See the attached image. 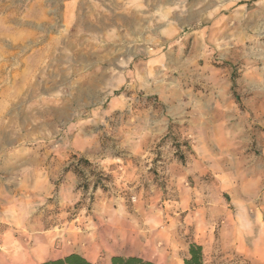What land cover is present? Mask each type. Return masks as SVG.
Instances as JSON below:
<instances>
[{
  "label": "rangeland",
  "instance_id": "rangeland-1",
  "mask_svg": "<svg viewBox=\"0 0 264 264\" xmlns=\"http://www.w3.org/2000/svg\"><path fill=\"white\" fill-rule=\"evenodd\" d=\"M36 1L0 0V32L8 11L14 22H34L24 10ZM43 1L55 11L44 21L38 39L14 58L4 55L0 60V129L15 133V139L34 135L33 121L39 115L51 121L53 102L69 98L72 86L86 88L93 63L88 61L93 59L90 47L83 45L88 36L63 19V0ZM244 1L248 5L237 10V0L224 4L216 27L209 23V28L191 35L187 29L176 31L166 44L176 56L158 75L169 85L167 94L139 95L132 115L135 109L152 107L167 129L163 124L159 129L145 125V115L130 141L121 145L115 138L121 122H140L130 115L121 121L115 116L110 132L99 131L102 147L112 149L119 159L116 175H102L97 162L71 156L67 168L80 178L81 194L68 207V217L82 211L91 214L94 194L103 193L114 210L121 206L134 219L124 222V249L141 251L152 260L120 257L157 264L153 258L160 257L165 264H184L189 254L184 256L176 243L177 235H184L189 251L192 245L202 247L205 264H264V0ZM24 84L60 87L68 94H28L21 101L16 87ZM79 97L85 105L76 120L84 122L90 109L86 94ZM40 98L47 102L38 104ZM48 124L47 135L53 129ZM33 139L19 141L15 149L37 146L40 141ZM56 140L53 135L45 143L51 146ZM60 199L56 192L42 202L37 211L43 219L65 211ZM197 233L211 238L206 259L203 245L195 240ZM23 242L30 246L33 239Z\"/></svg>",
  "mask_w": 264,
  "mask_h": 264
},
{
  "label": "crops",
  "instance_id": "crops-1",
  "mask_svg": "<svg viewBox=\"0 0 264 264\" xmlns=\"http://www.w3.org/2000/svg\"><path fill=\"white\" fill-rule=\"evenodd\" d=\"M232 1L117 0L112 3L110 0H63V19L72 29L88 36L89 42L83 45L90 47L89 53L93 59L88 58V61L93 63L88 69L87 87L72 86L69 98L63 97L53 102L55 112L50 123L45 114L39 115L33 121L37 127L34 135L21 134L15 139V133L0 129L2 264H42L70 254H78L92 264H111L113 256L125 255L144 256L152 260L141 251L124 249L128 235L124 233L123 225L125 220L134 219L121 206L114 210L112 200L103 193L94 194V211L91 214L86 216L82 211L79 215L68 217V207L80 197L81 192L77 190L80 178L67 167L72 162L71 156L77 155L97 162L102 175L118 173L115 163L119 159L112 149L102 147L99 132L102 128L110 132V121L115 116L119 118L118 121L124 116L140 117L138 125H133L129 118L121 122L117 129L120 132L116 131L118 136L115 137L121 145L130 141L145 115V125L159 129V125L163 124L168 128L163 120L160 122L159 113L152 107L135 109L136 114L132 115L136 105L134 101L141 94L146 97L158 94L165 98L169 85H164V80L158 75L169 62L176 59L172 51L166 50V44L176 31L187 29L191 35L209 28V23L214 24L211 27H216L215 18L223 13V5ZM237 1L233 6L235 10L248 5L247 1ZM37 3L38 6L35 5ZM53 11L43 0L24 10L26 18H33L34 22H14L8 11L0 32V60L4 55L14 58L21 49L35 42L40 30L45 29L44 21ZM195 40H198V35ZM140 64L144 65V69ZM59 88L24 84L16 87V92L21 101L28 94L38 93L44 97L49 93L68 94V89L60 91ZM83 93L87 96L86 106L90 111L88 118L79 122L76 113L85 105L84 99L79 97ZM42 102L47 100L40 98L38 104ZM47 124L53 126L49 135ZM124 126L128 131L124 132ZM53 135L57 137L55 144L46 145V140ZM31 136L34 141H40L37 146L15 149L19 141H30ZM57 176L61 179H57ZM176 183H180V180ZM56 192L65 211L43 219V214L37 209ZM111 217L114 219L112 224L108 223ZM195 236V240L204 247L206 259L212 246L211 238H204L198 233ZM30 238L33 243L29 246L28 241H23ZM176 243L187 256L189 245L184 235H177ZM153 260L165 264L163 258Z\"/></svg>",
  "mask_w": 264,
  "mask_h": 264
},
{
  "label": "trees",
  "instance_id": "trees-1",
  "mask_svg": "<svg viewBox=\"0 0 264 264\" xmlns=\"http://www.w3.org/2000/svg\"><path fill=\"white\" fill-rule=\"evenodd\" d=\"M42 264H92V263L78 254H70L65 258L47 261ZM111 264H157V263L151 261H145L138 257L124 258L120 256H115L112 258ZM184 264H205L202 247L198 245H192L189 251V258L185 260Z\"/></svg>",
  "mask_w": 264,
  "mask_h": 264
}]
</instances>
